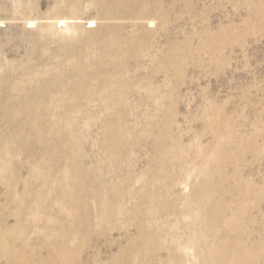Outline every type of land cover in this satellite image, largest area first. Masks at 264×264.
Here are the masks:
<instances>
[{
  "label": "rangeland",
  "instance_id": "374dc122",
  "mask_svg": "<svg viewBox=\"0 0 264 264\" xmlns=\"http://www.w3.org/2000/svg\"><path fill=\"white\" fill-rule=\"evenodd\" d=\"M263 182L264 0H0V264H214Z\"/></svg>",
  "mask_w": 264,
  "mask_h": 264
},
{
  "label": "bare ground",
  "instance_id": "6f19581e",
  "mask_svg": "<svg viewBox=\"0 0 264 264\" xmlns=\"http://www.w3.org/2000/svg\"><path fill=\"white\" fill-rule=\"evenodd\" d=\"M264 183V182H263ZM228 198L231 200L232 191H227ZM226 205L225 197H218L216 206L224 208ZM246 209H249L246 206ZM248 224H254L258 228V234L248 226L244 229L230 227L227 237L223 241L224 249L216 253L214 264H251L253 254L257 247L264 242V219H245Z\"/></svg>",
  "mask_w": 264,
  "mask_h": 264
}]
</instances>
